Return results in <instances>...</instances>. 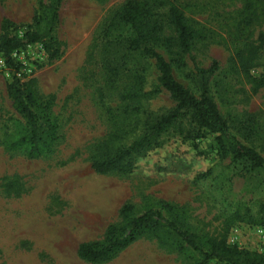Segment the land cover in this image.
Masks as SVG:
<instances>
[{
  "label": "rangeland",
  "instance_id": "rangeland-1",
  "mask_svg": "<svg viewBox=\"0 0 264 264\" xmlns=\"http://www.w3.org/2000/svg\"><path fill=\"white\" fill-rule=\"evenodd\" d=\"M125 1L64 0L57 28L61 56L50 60L40 43L13 53L18 75L39 101L49 103L59 123V138L49 154L31 159L22 151L5 149L6 136L22 119L7 90L15 69L0 56V264L197 260L191 249L179 252L172 240L162 242L152 235L108 261L82 260L78 246L103 239L109 224L122 221L119 212L126 203L132 205V215L159 209L172 220L177 213L205 239L237 244L264 257L263 172L224 155L213 133L183 141L186 119L162 134L158 147L147 151L132 173L100 174L92 169L104 142L112 138L113 148L129 145L149 119L175 105L164 91L136 101L121 99L136 75L142 77L144 91L159 88L154 61L140 53L130 54L117 73L108 68L116 58L112 48L106 51L105 30ZM178 3L201 36L182 59L175 49L157 50L172 62L177 80L196 95L202 83L197 67L208 69L216 62L207 81L211 96L231 133L264 156V46L258 40L264 32V0ZM38 8L39 0H0V34L6 19L18 27L12 33L23 34ZM115 35H127L126 30ZM209 168L212 172L204 179H195Z\"/></svg>",
  "mask_w": 264,
  "mask_h": 264
},
{
  "label": "trees",
  "instance_id": "trees-1",
  "mask_svg": "<svg viewBox=\"0 0 264 264\" xmlns=\"http://www.w3.org/2000/svg\"><path fill=\"white\" fill-rule=\"evenodd\" d=\"M63 1L48 0L46 3L39 0L33 22L23 34L12 33V29L18 27L8 19L4 20L1 28L0 56L4 57L8 67L15 69L7 90L22 119L17 129L6 136L4 147L8 151H22L31 159L53 150L59 138L60 126L49 103L39 101L18 75L19 67L13 53L29 44L40 43L50 60L61 56L62 44L57 28ZM188 22L178 0H126L113 14L105 30L109 40L106 51L109 53L107 48H112L116 58L108 65L111 72L117 73L119 69L125 68L130 54L134 53L152 59L159 72V88L155 91H144L142 77L136 75L137 80L123 91L121 99L125 102L136 101L154 92L164 91L171 96L175 105L167 112L149 119L143 132L129 145L113 148L116 139L112 138L104 142L100 156L92 163V169L97 173H132L139 166L143 155L158 147L159 137L186 119L189 127L186 132H181L183 141L195 140L206 132L213 133L219 151L244 162L251 171L264 174V156L231 133L210 94L207 81L214 74L217 63L214 62L208 69L197 67L202 83L200 94L196 95L177 80L172 62L157 50V46H164L170 51L175 49L181 59L184 54H189L193 42L201 34ZM167 29L171 30V34L167 33ZM123 30H126L127 35L118 38L115 33ZM258 40L264 46V32ZM261 82L264 84V79ZM198 155H202V152ZM211 172V168L202 171L195 179H204ZM165 207L173 211L167 204ZM132 211L130 203L124 204L119 212L122 221L109 224L103 239L82 242L78 246V256L88 263H102L139 238L152 235L162 242L172 240V246L179 252L191 249L198 258L189 264H264V257L255 252L237 244L227 245L215 239H205L191 231L177 213H173L171 220L159 209H151L140 215H132ZM238 218L245 221L243 216Z\"/></svg>",
  "mask_w": 264,
  "mask_h": 264
}]
</instances>
